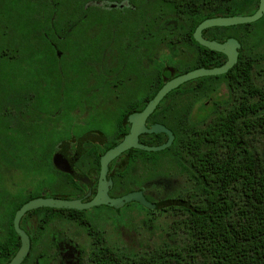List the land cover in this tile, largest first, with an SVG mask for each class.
<instances>
[{"label":"flooded vegetation","instance_id":"flooded-vegetation-1","mask_svg":"<svg viewBox=\"0 0 264 264\" xmlns=\"http://www.w3.org/2000/svg\"><path fill=\"white\" fill-rule=\"evenodd\" d=\"M28 6L25 13L20 2L0 0V264L21 247L14 215L24 204L37 198L88 203L95 197L101 156L128 134L127 117L160 89L153 93L155 74L163 85L186 73L177 69L192 60L197 48L184 34L191 32L193 38L191 18L209 19L214 0H32ZM207 30L205 40H227L223 31ZM222 93L197 102L193 114L218 102ZM174 96L179 104L188 99ZM154 112L145 121L147 129L162 125L152 122ZM157 135L141 134L138 143L167 141ZM137 151L110 162L107 194L117 199L141 192L154 209L126 204L122 208H133L122 224L121 208L107 206L29 211L18 223L29 239L21 264H91L97 257L118 255L119 236L129 239L134 232L133 209L145 212L151 225L166 216L158 206L167 200L170 184L155 174L168 154L148 153L156 155L150 160Z\"/></svg>","mask_w":264,"mask_h":264},{"label":"trees","instance_id":"trees-1","mask_svg":"<svg viewBox=\"0 0 264 264\" xmlns=\"http://www.w3.org/2000/svg\"><path fill=\"white\" fill-rule=\"evenodd\" d=\"M6 1L20 2L25 13L31 10L32 0ZM204 7L208 10V2ZM257 7L258 0H214L207 18L252 15ZM204 19L191 18V31ZM218 30L225 40L239 42L236 65L224 75L185 83L151 116L172 132L169 165L184 178L177 195L158 206L170 221L167 238L151 249L120 250L91 264H264V16L206 32ZM184 36L197 52L178 71L225 62L224 55L199 46L191 32ZM155 76L153 93L162 86ZM221 91L218 102L193 114L197 102ZM174 95L188 99L179 104Z\"/></svg>","mask_w":264,"mask_h":264},{"label":"water","instance_id":"water-1","mask_svg":"<svg viewBox=\"0 0 264 264\" xmlns=\"http://www.w3.org/2000/svg\"><path fill=\"white\" fill-rule=\"evenodd\" d=\"M263 16L264 0H258L257 10L252 15L215 17L203 20L193 32L194 41L205 49L224 55L226 58L225 62L219 67L194 69L168 80L140 112L130 114L127 117V121L130 124L128 134L119 144L107 150L100 158V177L97 193L90 202L81 203L80 201L37 198L27 202L17 210L14 215V228L21 237V247L7 264H21L27 255L29 239L24 232L19 230L18 223L21 217L29 211L42 208L83 211L95 206H107L118 210L131 202H136L149 210L154 209L155 204L148 202L141 192H131L117 199L109 198L107 192L110 182L106 180L108 165L111 161L130 149L146 153H156L168 149L174 140V136L169 129L159 124H153L149 129L145 127L146 119L157 109L161 100L185 83L199 78L224 75L236 65L238 52L241 48L239 42L233 38L227 39L223 43L205 40L202 37L204 30L252 24L260 20ZM144 133L153 135L164 134L167 137V141L160 146H145L139 144L138 137Z\"/></svg>","mask_w":264,"mask_h":264},{"label":"rangeland","instance_id":"rangeland-1","mask_svg":"<svg viewBox=\"0 0 264 264\" xmlns=\"http://www.w3.org/2000/svg\"><path fill=\"white\" fill-rule=\"evenodd\" d=\"M156 155H147L146 158L150 160H154ZM144 157V158H145ZM157 166V174L155 176H164L170 184L169 192L167 193V197H175L177 195V191L183 186L184 178L179 177L175 173V168L169 165V160L165 162L158 163ZM140 167L138 165V170L140 171ZM133 205H129L128 207H124L120 209L119 214V222L122 224V218L127 212L128 208H133ZM132 228L134 230L133 234L129 235V239L124 235L119 236V249L127 250L130 252H141L143 250H148L156 245L160 244L163 239H166L168 227H169V219L164 216H157L155 220H153V225L146 221L149 217L142 210L133 209V213L130 214ZM145 221L144 225L142 222ZM103 226H106V222H102Z\"/></svg>","mask_w":264,"mask_h":264}]
</instances>
